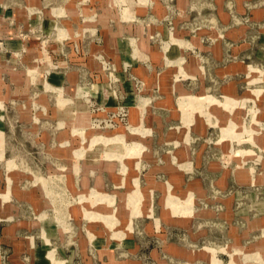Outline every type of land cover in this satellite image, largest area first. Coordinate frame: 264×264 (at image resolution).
I'll return each mask as SVG.
<instances>
[{"label":"rangeland","instance_id":"rangeland-1","mask_svg":"<svg viewBox=\"0 0 264 264\" xmlns=\"http://www.w3.org/2000/svg\"><path fill=\"white\" fill-rule=\"evenodd\" d=\"M176 1L153 4L166 13L160 62L125 45L84 74L74 39L47 29L60 16L46 0H0L29 22L0 34V228L28 244L20 263L264 264V0H186L181 12ZM96 2L110 28L136 19L127 0ZM191 38L221 43L231 73L213 77ZM9 256L0 245V264Z\"/></svg>","mask_w":264,"mask_h":264},{"label":"crops","instance_id":"crops-1","mask_svg":"<svg viewBox=\"0 0 264 264\" xmlns=\"http://www.w3.org/2000/svg\"><path fill=\"white\" fill-rule=\"evenodd\" d=\"M98 1V0H97ZM143 1L137 4V0H127V9L129 11L130 18L132 15L136 18L133 23L130 24H119L115 23L113 28L107 26L106 20L96 14L95 6L99 4L96 0H46V6L48 10L43 11L44 14L50 15H59L60 18L57 21L51 20L48 21L47 29H51L55 26V23L60 24V26L64 27L62 30L67 37L72 40L73 44L79 46L82 52H78L80 58L79 61L82 60L84 65L82 71L85 73L91 74L97 69V66L92 60V56L96 53H102L106 58L112 60L115 63H118L120 50L126 45L130 47L131 52L138 56L141 60L149 59V61L158 63L162 59V51L167 48V44L165 43L167 40L166 28L161 24V20L163 16L166 14L165 11L159 7L156 9L153 7L156 0H138ZM243 0H239L241 2ZM247 2V0H244ZM186 0H177L175 3V7L178 11L185 10L187 6ZM222 19V15H220L221 11L219 9L216 10V14ZM96 14V17H92ZM264 14V10H259L256 16H261ZM0 16L8 18L11 17L13 24L11 26L2 23V18H0V34L2 37L13 36L14 33L18 32V30H22L26 28L29 24L26 15L24 14L23 8H21L19 2L7 4L5 6H0ZM49 16V15H48ZM52 17V16H51ZM50 18V17H49ZM55 19V18H54ZM225 18L223 17L222 20ZM54 25H53V24ZM175 23H177L175 21ZM53 25V26H52ZM52 26V27H51ZM94 29H96V33L94 35ZM61 31V30H60ZM179 32L183 38L186 37L187 34L184 32L183 28L179 29ZM153 36V37H152ZM157 40V41H156ZM78 41V42H77ZM100 42V43H98ZM178 42V41H177ZM180 42V41H179ZM160 44V45H158ZM190 44L196 46L199 50L204 53L206 58V62L208 63V72L213 75V77H217L215 69L219 65H223V70H225L219 77H227L228 72L232 66L228 65L226 67V62H228V54L226 49L222 46L221 43H213L209 47L202 46L196 38L190 39ZM161 49L160 47H163ZM50 47H52L53 51L56 54L55 48L57 47L56 42L50 43ZM62 47V46H61ZM166 47V48H165ZM166 58L168 61H178L181 50L178 48H171L166 53ZM73 53H70L69 57H74ZM146 58V59H145ZM187 72H194L196 68V62L193 58L187 60ZM81 71V70H80ZM219 72V71H218ZM78 70L69 71L64 75V80L67 83H71L74 79L78 78ZM189 75V74H188ZM193 74L189 75L192 76ZM83 78V77H82ZM217 94L229 95L233 89L223 86L218 87ZM209 102H217V100L212 97H206ZM233 100L228 97L223 98V102L220 104L228 105L234 104ZM129 118H135L134 112H131ZM133 148H137L138 145H132ZM0 157H1V139H0ZM5 211V210H4ZM3 211V212H4ZM2 213H0V217H2ZM18 228L12 226H6L5 228H0V245L6 247V250L10 252V258H12V264H22L18 261V256L23 254L25 250L29 252L28 244H25L23 238L18 234ZM31 256L33 259V253L31 252ZM52 260V256H49ZM33 261H35L33 259ZM52 263L55 264V261L52 260Z\"/></svg>","mask_w":264,"mask_h":264}]
</instances>
